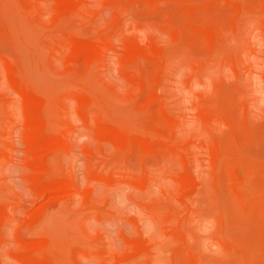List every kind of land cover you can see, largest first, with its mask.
I'll return each mask as SVG.
<instances>
[{"label":"rangeland","instance_id":"rangeland-1","mask_svg":"<svg viewBox=\"0 0 264 264\" xmlns=\"http://www.w3.org/2000/svg\"><path fill=\"white\" fill-rule=\"evenodd\" d=\"M263 214L264 0H0V264H263Z\"/></svg>","mask_w":264,"mask_h":264},{"label":"bare ground","instance_id":"bare-ground-1","mask_svg":"<svg viewBox=\"0 0 264 264\" xmlns=\"http://www.w3.org/2000/svg\"><path fill=\"white\" fill-rule=\"evenodd\" d=\"M207 2H208V0H207ZM243 2H245V1H243ZM200 3V2H199ZM196 4V3H195ZM207 4V3H206ZM263 4V3H262ZM194 5V4H193ZM192 5V6H193ZM175 6V5H174ZM204 7V6H203ZM239 9H240V7H239ZM208 10V9H207ZM193 12V11H192ZM191 12V13H192ZM199 12V11H198ZM170 14H172V12L170 13ZM195 14V13H194ZM209 18H207V20H208ZM205 20H206V18H205ZM197 23V22H196ZM196 26L197 25H199V24H195ZM207 26V25H206ZM208 27V26H207ZM209 34V33H208ZM210 36H211V34H210ZM98 43V41H95V42H93V43ZM104 42V41H103ZM92 43V44H93ZM76 44V43H75ZM75 44H73V50H74V53L75 52H80V51H85V52H88L89 53V57H91L90 56V54H94L96 51H99L98 50V47L97 46H95V45H89V44H81V43H77L76 45ZM98 44H100V42L98 43ZM103 44V43H102ZM75 45V46H74ZM139 49V48H138ZM131 52V51H130ZM136 52V51H135ZM84 53V52H83ZM88 53H87V55L86 56H88ZM139 53V52H138ZM82 54V53H81ZM80 54V55H81ZM88 57V58H89ZM87 58V57H86ZM128 58V57H127ZM130 59V58H129ZM90 60V59H89ZM92 61V60H91ZM135 74V73H134ZM152 96V95H151ZM151 98V97H150ZM27 105L29 106V105H32V104H34V99H32V98H27ZM136 102V101H135ZM41 103V102H40ZM35 106H36V104H35ZM35 106H32V107H35ZM40 106L41 105H39V108H40ZM28 109V108H27ZM35 109V108H34ZM147 109V108H146ZM29 110V109H28ZM219 111V110H218ZM35 112V111H34ZM41 111H39V114L40 115H42V113H40ZM28 115V114H27ZM39 115V116H40ZM29 117L30 118H34L35 117V115L34 114H32V113H30L29 112ZM28 117V118H29ZM42 117V116H41ZM43 117H44V115H43ZM42 117V118H43ZM41 118V119H42ZM44 119V118H43ZM44 121H46V120H44ZM49 122V121H48ZM47 122V123H48ZM44 123V122H43ZM46 123V122H45ZM44 123V124H45ZM49 124V123H48ZM39 125V124H38ZM49 125H51V124H49ZM43 126H45V125H43ZM43 126H42V129H43ZM46 127V126H45ZM101 127V126H100ZM99 127V128H100ZM51 128H53V127H48L47 129H50V132L51 131H53V130H51ZM115 128V127H114ZM30 129H32L31 127H30ZM101 129V128H100ZM45 130H46V128H45ZM43 131H44V129H43ZM102 130H100L99 132H101ZM30 132V131H29ZM48 133L49 131H45V133ZM49 132V133H50ZM103 132H105V130L103 131ZM130 130H129V134H130ZM146 132V131H145ZM48 133V134H49ZM52 134L51 135H53V133L54 132H51ZM132 133V132H131ZM150 133V132H149ZM55 134H57L58 135V133H57V131H55ZM107 134H108V137H109V135L110 136H112L113 138H115L117 141H118V144L120 143V141L121 142H123V143H126V146H128L127 144L131 141L129 138H128V134L126 135L124 132H122V131H118V130H116V128L115 129H113V130H107ZM140 134V133H139ZM141 134H143L142 132H141ZM151 134H152V132H151ZM150 134V135H151ZM30 135L32 136V141H30V145H31V147L33 148V150L35 151H37V150H40V151H42L43 152V150H45V149H47V151H49V150H51L52 148H53V146H57L58 144H62V140L60 139V138H53V137H50V136H47V135H45L43 132H42V130H41V128H38V127H34L32 130H31V132H30ZM50 135V134H49ZM152 135H154V134H152ZM158 136V135H157ZM59 137V136H58ZM159 137V136H158ZM148 138H150L149 136H148ZM152 138H153V136H152ZM151 138V139H152ZM160 138H162V137H160ZM166 140H167V138H165ZM233 139V138H232ZM115 140V141H116ZM143 140V139H142ZM144 140H145V138H144ZM150 140V139H149ZM116 141V142H117ZM144 143V142H143ZM121 144V143H120ZM145 144V143H144ZM149 144H151V143H149ZM152 146V145H151ZM174 146V145H173ZM236 146V145H235ZM120 147H122V146H120ZM170 147V146H169ZM174 147H176V146H174ZM237 147V146H236ZM255 147V146H254ZM51 148V149H50ZM152 148H153V146H152ZM172 148V147H171ZM171 148H169V149H171ZM49 149V150H48ZM173 149V148H172ZM150 151V150H149ZM181 154H182V152L181 151H179ZM184 152V151H183ZM33 153V152H32ZM44 153V152H43ZM34 154V156H33V159L35 160V161H37L38 159H39V157L37 156L39 153H37V154H35V153H33ZM41 154V153H40ZM180 154V155H181ZM184 154V153H183ZM185 156V155H184ZM38 158V159H37ZM250 158V157H249ZM37 162H39V161H37ZM40 164V163H39ZM34 166V165H33ZM51 173V172H50ZM51 175V174H50ZM44 178V177H43ZM48 178V177H47ZM45 180H46V178H45ZM48 180V179H47ZM37 181L38 182H40V183H42L43 184V188H42V191L41 192H49V193H51V191H56V189L58 188V184H57V186L56 185H54L53 184V182L52 183H50V182H45V181H43V180H41V179H39V177H38V179H37ZM60 185V184H59ZM187 185V184H186ZM41 187H42V185H41ZM60 188H62V187H59L58 189H60ZM61 190V189H60ZM39 191H40V189H39ZM53 193V192H52ZM55 193V192H54ZM52 195H54V194H52ZM58 195V194H57ZM56 195V196H57ZM55 197V196H54ZM85 197V196H84ZM60 204V202L58 203V205ZM60 205H62V202H61V204ZM58 207V206H57ZM59 208V207H58ZM60 208H61V206H60ZM50 211V210H49ZM54 212H55V210H54ZM264 215V214H263ZM44 217V216H43ZM46 217V216H45ZM47 218V217H46ZM43 221H44V219H42ZM264 224V223H263ZM50 240V239H49ZM41 241V240H40ZM42 242H43V240H42ZM39 246V245H38ZM37 246V247H38ZM51 247H53L52 245H50ZM45 247V246H44ZM33 248H34V246H33ZM32 247L31 248H28V250H29V254H27L28 255V261H30V262H33L34 264H45L44 262H41V261H38L34 256H32L31 255V253L32 252H34V249H33ZM44 249V248H43ZM43 249H41V250H43ZM52 249V248H51ZM39 250V249H38ZM55 251H57L56 249H54ZM68 250V249H67ZM139 250V249H138ZM59 251H61L60 249H59ZM39 252V251H38ZM52 252V251H51ZM62 252H64V251H62ZM40 253H41V251H40ZM43 253V252H42ZM137 253V252H136ZM50 254V253H49ZM53 254V253H52ZM55 254V253H54ZM48 255V254H47ZM51 255V254H50ZM58 255V254H57ZM60 255V254H59ZM140 255V254H139ZM38 256H40V254L38 255L37 254V257ZM44 256V255H43ZM133 256V255H132ZM141 256V255H140ZM238 256H239V254H238ZM51 257V256H50ZM60 259V258H59ZM69 259V258H68ZM57 260V259H56ZM130 261V260H129ZM132 261V260H131ZM130 261V262H131ZM56 263V262H55ZM132 263V262H131ZM53 264H54V261H53ZM119 264V263H118ZM264 264V263H263Z\"/></svg>","mask_w":264,"mask_h":264},{"label":"clouds","instance_id":"clouds-1","mask_svg":"<svg viewBox=\"0 0 264 264\" xmlns=\"http://www.w3.org/2000/svg\"><path fill=\"white\" fill-rule=\"evenodd\" d=\"M206 234H207V233H206ZM206 243H207L209 246L213 247V248L217 247V245H215V244H214L212 241H210V240L206 241Z\"/></svg>","mask_w":264,"mask_h":264}]
</instances>
